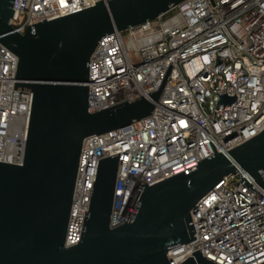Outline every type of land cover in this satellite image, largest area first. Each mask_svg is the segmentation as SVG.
Listing matches in <instances>:
<instances>
[{
    "label": "built area",
    "instance_id": "1",
    "mask_svg": "<svg viewBox=\"0 0 264 264\" xmlns=\"http://www.w3.org/2000/svg\"><path fill=\"white\" fill-rule=\"evenodd\" d=\"M99 1L107 0H15L10 24L24 33ZM18 62L0 42V162L13 164L24 161L33 101L32 91L14 89ZM170 64L149 116L84 139L65 246L80 241L100 159L119 153L113 228L126 222L140 191L132 216L144 184L189 174L264 130V0H184L106 34L89 60V112L158 91ZM191 218L196 239L170 249V264L198 249L218 264L264 262V188L245 170L225 176Z\"/></svg>",
    "mask_w": 264,
    "mask_h": 264
},
{
    "label": "water",
    "instance_id": "2",
    "mask_svg": "<svg viewBox=\"0 0 264 264\" xmlns=\"http://www.w3.org/2000/svg\"><path fill=\"white\" fill-rule=\"evenodd\" d=\"M14 1L0 0V42L19 59L14 89L32 91L33 101L23 163L0 162V264H170V249L196 239L191 210L225 176L243 169L264 188L263 130L189 174L144 184L132 216L140 191L126 222L112 228L118 153L99 160L80 241L65 246L84 139L149 116L173 68L158 91L89 112L90 56L106 34L156 19L184 0L99 1L24 33L10 24ZM192 253L181 264H218L201 249Z\"/></svg>",
    "mask_w": 264,
    "mask_h": 264
}]
</instances>
